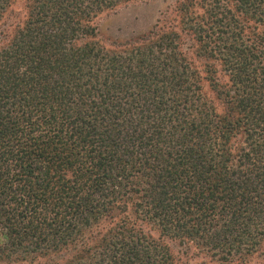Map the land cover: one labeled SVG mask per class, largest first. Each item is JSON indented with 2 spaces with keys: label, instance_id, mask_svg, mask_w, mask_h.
I'll return each mask as SVG.
<instances>
[{
  "label": "trees",
  "instance_id": "obj_1",
  "mask_svg": "<svg viewBox=\"0 0 264 264\" xmlns=\"http://www.w3.org/2000/svg\"><path fill=\"white\" fill-rule=\"evenodd\" d=\"M133 1L0 0V264L264 246V0H175L106 46L94 19Z\"/></svg>",
  "mask_w": 264,
  "mask_h": 264
},
{
  "label": "rangeland",
  "instance_id": "obj_2",
  "mask_svg": "<svg viewBox=\"0 0 264 264\" xmlns=\"http://www.w3.org/2000/svg\"><path fill=\"white\" fill-rule=\"evenodd\" d=\"M174 2L175 0L133 1L106 11L93 21L97 37L107 46L147 33ZM20 3L16 2L15 8L20 7ZM260 254H264V246L249 264H264V256L260 258Z\"/></svg>",
  "mask_w": 264,
  "mask_h": 264
}]
</instances>
